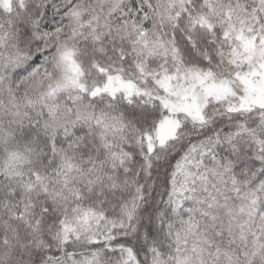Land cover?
I'll list each match as a JSON object with an SVG mask.
<instances>
[{"label": "snow or ice", "instance_id": "6c2138e0", "mask_svg": "<svg viewBox=\"0 0 264 264\" xmlns=\"http://www.w3.org/2000/svg\"><path fill=\"white\" fill-rule=\"evenodd\" d=\"M0 264H264V0H0Z\"/></svg>", "mask_w": 264, "mask_h": 264}]
</instances>
